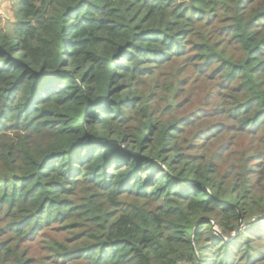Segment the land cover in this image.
Instances as JSON below:
<instances>
[{"label": "trees", "instance_id": "16d2710c", "mask_svg": "<svg viewBox=\"0 0 264 264\" xmlns=\"http://www.w3.org/2000/svg\"><path fill=\"white\" fill-rule=\"evenodd\" d=\"M15 1L0 264H264V0Z\"/></svg>", "mask_w": 264, "mask_h": 264}, {"label": "rangeland", "instance_id": "374dc122", "mask_svg": "<svg viewBox=\"0 0 264 264\" xmlns=\"http://www.w3.org/2000/svg\"><path fill=\"white\" fill-rule=\"evenodd\" d=\"M18 2L15 0H0V29H3L7 34L11 35L14 33V26H15V22H16V18H15V12L18 9ZM212 82L208 80V83ZM214 83L216 81H213ZM207 81L205 80H196L193 83L190 82L188 89H195L198 88H202V89H209ZM217 83V82H216ZM198 84V85H197ZM210 84V83H209ZM195 85H197L198 87H196ZM203 92V90L201 91ZM204 93H201V95H203ZM156 101V100H154ZM161 100L157 101L160 102ZM153 103L154 107H157L160 103ZM197 103V102H196ZM240 135L237 136V141H241L242 139H239ZM250 142V138L246 137L244 138V142ZM216 145V143H213L209 146L208 148V154L210 155L211 152L213 151V146ZM237 151H239V149L237 150L236 148H234L233 152L231 153V155L227 156L230 157V159H228L227 161H224L222 164L219 165V173H220V177H223L226 179V181L230 182L233 180H236L234 173H232V170L228 169L229 166L237 160L238 156H237ZM205 149H203L201 152H198V154L200 155H204L206 153ZM206 156V155H205ZM252 222L248 223L245 225V227L243 228L242 225L241 227L243 229L248 228L249 224L253 223V222H257V219H253L251 220ZM261 225H264V220H259ZM234 238V237H233ZM232 239V238H231ZM39 242H37V240L33 243V246L31 248V253L34 254L37 250V248H39Z\"/></svg>", "mask_w": 264, "mask_h": 264}]
</instances>
